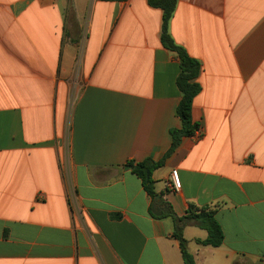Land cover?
Here are the masks:
<instances>
[{
  "label": "crops",
  "instance_id": "obj_1",
  "mask_svg": "<svg viewBox=\"0 0 264 264\" xmlns=\"http://www.w3.org/2000/svg\"><path fill=\"white\" fill-rule=\"evenodd\" d=\"M176 1L200 129L155 192L178 217L216 211L220 247L183 230L196 264H264V0ZM162 22L148 0H0V264H184L129 166L162 161L182 127Z\"/></svg>",
  "mask_w": 264,
  "mask_h": 264
},
{
  "label": "trees",
  "instance_id": "obj_2",
  "mask_svg": "<svg viewBox=\"0 0 264 264\" xmlns=\"http://www.w3.org/2000/svg\"><path fill=\"white\" fill-rule=\"evenodd\" d=\"M104 2H121L126 0H100ZM151 7L163 11L162 35L163 46L176 53L180 60L181 72L177 79V86L182 94L181 101L177 106L176 113L182 122L180 129L171 131L172 146L166 153L162 161L156 162L147 159L142 163L134 165L129 163L133 172L142 180L145 191L152 198L150 215L157 220L172 218L176 223L174 237L179 241L184 264H196L193 255L188 250V242L184 238L183 230L185 226L193 224L207 232L205 240H197L198 244L210 247H220L224 242V232L216 217V211L209 208L190 207L188 214L178 217L173 207L160 199V195L155 192L154 171L163 167L165 161L174 154L185 138L195 136L200 129V125L193 121L192 108L196 96L201 92L202 87L198 82L202 66L200 62L191 57L185 48L179 46L170 34V22L176 10V0H148Z\"/></svg>",
  "mask_w": 264,
  "mask_h": 264
},
{
  "label": "built area",
  "instance_id": "obj_3",
  "mask_svg": "<svg viewBox=\"0 0 264 264\" xmlns=\"http://www.w3.org/2000/svg\"><path fill=\"white\" fill-rule=\"evenodd\" d=\"M172 189L179 190L181 188V182L178 175V171L174 170L172 171Z\"/></svg>",
  "mask_w": 264,
  "mask_h": 264
}]
</instances>
